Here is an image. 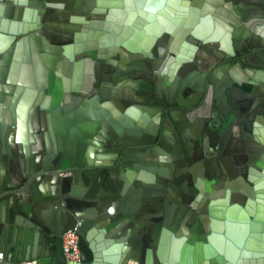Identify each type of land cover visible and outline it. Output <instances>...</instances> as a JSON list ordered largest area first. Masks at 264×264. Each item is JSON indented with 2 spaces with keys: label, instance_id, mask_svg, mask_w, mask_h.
Wrapping results in <instances>:
<instances>
[{
  "label": "water",
  "instance_id": "water-1",
  "mask_svg": "<svg viewBox=\"0 0 264 264\" xmlns=\"http://www.w3.org/2000/svg\"><path fill=\"white\" fill-rule=\"evenodd\" d=\"M217 1L0 0V264H65L70 228L81 264H167L175 234L264 264V0Z\"/></svg>",
  "mask_w": 264,
  "mask_h": 264
},
{
  "label": "crops",
  "instance_id": "crops-1",
  "mask_svg": "<svg viewBox=\"0 0 264 264\" xmlns=\"http://www.w3.org/2000/svg\"><path fill=\"white\" fill-rule=\"evenodd\" d=\"M213 2H218L217 0H212ZM212 4V3H211ZM216 48V47H215ZM1 109V107H0ZM3 110V108H2ZM109 111V110H108ZM2 112V111H1ZM202 186H204V181L202 180ZM134 191H136V188L133 184H128L125 187V192L127 194H132ZM217 192V190H216ZM238 225H236L235 228H231V230L236 234L237 230L240 226H242L243 228L245 227L244 223H237ZM243 224V225H242ZM211 228V229H210ZM250 228V227H249ZM9 229V225H7L5 227V235L7 234ZM122 229V228H121ZM209 229H210V233L213 232L214 235H216V230L215 228L212 229L211 225H209ZM25 231L22 227L17 228L16 232H15V236L19 238L20 241V237H22V232ZM250 232V231H249ZM98 239L96 242V245L105 253H111L114 250V244L116 243V235L118 234L117 231H115L116 235L115 236H111L107 233L106 230L104 229H100L98 232ZM114 235V234H112ZM29 236V237H28ZM216 237V236H215ZM215 237L213 238L212 242L208 243V246L211 248V250L213 251H209V252H214L216 253V248L219 247V245H221V250L224 254L225 257H227V259H233L235 262L238 261L239 264H263L262 260L263 257H261V245L263 244L261 239L258 238H246L243 240V242L240 245V248H238L235 245V242L232 238H228L225 235H223L222 240H216ZM31 236L30 233L27 235V239L30 240ZM185 243L181 240L180 236H177V234H175V240L174 241H170L169 245L167 246L166 250H165V259L167 262V264H190L192 263V261L195 260V262H197V260H200L202 258L201 256V252H202V248L204 247H200L195 248L194 251H189L187 248H184ZM2 253V252H0ZM3 258V256H2ZM155 261L157 262V264H159V260H158V255L155 254L154 257ZM128 261V257H127V253H124L123 256L121 257V262L120 264H124Z\"/></svg>",
  "mask_w": 264,
  "mask_h": 264
},
{
  "label": "built area",
  "instance_id": "built-area-1",
  "mask_svg": "<svg viewBox=\"0 0 264 264\" xmlns=\"http://www.w3.org/2000/svg\"><path fill=\"white\" fill-rule=\"evenodd\" d=\"M65 264H81L78 235L75 228H70L61 233ZM3 254L0 253V259ZM21 264H53L51 256H37L26 259ZM124 264H139L135 259H128Z\"/></svg>",
  "mask_w": 264,
  "mask_h": 264
},
{
  "label": "flooded vegetation",
  "instance_id": "flooded-vegetation-1",
  "mask_svg": "<svg viewBox=\"0 0 264 264\" xmlns=\"http://www.w3.org/2000/svg\"><path fill=\"white\" fill-rule=\"evenodd\" d=\"M44 13V12H43ZM90 21V20H89ZM42 24L40 23L37 27V29L35 30V32L39 31L42 28ZM141 63V67L139 69V73L138 74H142V77L139 79H148L146 73L151 72V70L149 69V65L146 64V62H140ZM131 65H135L133 62L131 63ZM131 68V67H130ZM85 81H87V79L85 78Z\"/></svg>",
  "mask_w": 264,
  "mask_h": 264
}]
</instances>
